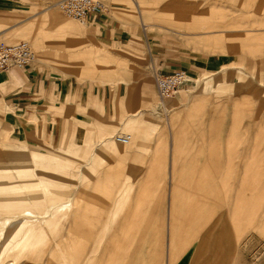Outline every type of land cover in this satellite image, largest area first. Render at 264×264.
Returning a JSON list of instances; mask_svg holds the SVG:
<instances>
[{"label": "rangeland", "instance_id": "1", "mask_svg": "<svg viewBox=\"0 0 264 264\" xmlns=\"http://www.w3.org/2000/svg\"><path fill=\"white\" fill-rule=\"evenodd\" d=\"M59 1L61 0H30L28 10L15 8L14 13L0 11V33L12 26L28 22L27 26L12 31L9 36L7 34V39L21 36L16 43L25 42L24 39H28L33 53L39 48L45 51L43 56L46 63L75 65L79 62H88L94 65L97 62L104 64L97 67L102 74L97 75L96 81L72 75L64 78L59 71L45 65L31 64L29 66L38 74L55 81L72 84L88 82L115 89L120 84L130 86V83L135 80L149 81L148 94L144 93L143 103L145 100L152 104V110L149 112L145 110V106H142V111L136 114L137 117L126 124L119 134V136L129 135L130 142H134L136 137L139 138L138 144L132 150L128 149V145H121V148H117L119 152L116 155L104 157L101 165L98 167L91 165L90 169L87 168L86 160L91 152L85 153L71 146L72 139L63 134L70 125L59 124L55 131L54 121L46 116L33 119L35 128L29 135L30 142L26 143L25 147L16 143L8 146L7 137L0 142V183L13 185L11 188L6 187L0 191V243L3 244L4 238L12 230L8 226L3 227L2 224L6 221L12 222L13 218L25 220L22 215L25 209L37 220L41 219L36 221V225L39 226L40 223L47 221L50 225L47 229V238L34 239L31 241L34 243L33 247L25 249L11 247L14 241L11 242L9 249L0 259V264H60L61 253L70 264L76 261L79 253L83 257L79 259L82 260L79 263L86 264L88 254L86 242L81 244L82 249L78 252L80 242L77 238L74 239L75 234L78 235L74 209L71 211L61 207H97L101 211L103 207H143V220L149 218L151 208L162 207L158 192L165 178L166 153L170 137L163 118L156 109L160 99L154 78L156 73L163 72L161 66L150 55L153 40L158 39L165 45L170 44V47L175 52H179L183 58L194 55L206 60L201 68L195 70V74H189L182 66H179L177 69L186 71L188 79L170 99L165 101L170 123L172 121L174 128L184 130V133L179 134L180 141H178V151L175 155L177 172L186 168V164L199 155L205 154L203 149L209 146L222 145L225 151L230 137L232 141L235 138L229 135L236 130L239 133H246L245 145L239 140L234 142V150L244 159L245 154L250 153L252 149L253 133L257 129H263L264 134V43L262 42L264 0L262 5L260 3L252 7L238 0L233 3L228 0H150L147 6L153 14V20L150 23L152 27L146 36L143 28L134 21V7L131 0H116L121 2V8L114 5V11L113 7L104 1L93 0L102 4L107 12L105 15H96V19L90 21V25L85 28L62 13L57 7ZM51 7H54V11L66 21L82 28V31L74 34L64 30L59 24L60 19H55L51 12L46 11ZM118 9L122 10V14L116 12ZM44 11L47 12L46 17L39 18L38 16ZM214 26H221L219 29L231 32L230 40L240 44V51L237 50L239 53L234 51L226 52L225 55H199L185 44L182 39L184 37L172 36L162 29V27H175L186 33L198 34ZM74 37L78 40H72ZM241 47L244 49L242 50ZM54 50H61L63 54L72 55L73 59H62L61 63L52 56ZM219 51L224 52L222 48H219ZM227 53L229 55H226ZM241 62L247 66L248 70H252L251 75L254 76L242 77V80H246V88L243 86L211 87L216 81H221L224 85L231 82L240 86V78L232 70L238 68ZM205 78H209L208 89L199 91L196 82ZM144 89H147L146 85ZM182 90L187 91L181 93ZM179 95H183V101L176 104L174 99ZM236 102L241 103L237 105ZM1 104L0 100V128L5 131L4 120H1L5 109ZM220 118L223 120L218 129L220 134L227 133V136L220 141L205 140L204 133L206 134L210 128L215 129L214 125L220 121ZM139 122L143 124L141 127ZM108 138L109 141L115 140L113 136ZM261 140L257 149H262L264 152V136ZM128 155L131 157V163L116 162L123 161ZM17 164L21 166L18 169L13 168V165ZM3 165L9 166L10 172L4 170ZM8 173H11L10 177H7ZM104 173L114 177L111 179L113 186H106V197L102 195L103 179L95 178ZM37 180L40 184L48 186L49 193H44L37 186ZM126 186L129 187V191L131 188V191L123 194ZM30 189L35 190V193L33 194ZM119 199L122 201L120 205L116 203ZM164 207H166L165 197ZM47 211L51 213L48 214ZM219 212L217 221L211 222L202 229L207 233L208 245L211 247L213 244L212 248L206 249L207 254L212 251L208 264L218 262L212 257L215 252V243L220 241L225 244L230 241L224 232L227 230L224 229V221L221 224L226 215L221 210ZM218 218L221 222H218ZM95 225H101V223L98 224L95 221ZM92 226L87 229L91 232L94 229L96 234L101 229V227L99 229L94 227V222ZM81 227L86 230L85 220L82 221ZM84 230L83 234L86 236ZM211 232L212 236L209 234ZM260 238L252 232L245 234L239 239L236 247L232 245V256L230 255L226 263L264 264V238ZM20 239V237L17 238V241ZM198 242V237H194L189 242H183L174 262L184 261L189 252L198 247L196 246ZM164 244L165 240H163V246ZM99 245L102 246V244H95L96 251ZM93 247L92 237L89 245L91 257ZM238 249L241 250V256L236 252Z\"/></svg>", "mask_w": 264, "mask_h": 264}, {"label": "bare ground", "instance_id": "2", "mask_svg": "<svg viewBox=\"0 0 264 264\" xmlns=\"http://www.w3.org/2000/svg\"><path fill=\"white\" fill-rule=\"evenodd\" d=\"M102 1L108 5H111L112 7L114 5L120 7L121 3L116 2V0ZM131 1L134 7V21H136L137 24L143 28L146 36L148 30L152 27V24L150 23L153 20V14L149 11L150 9L147 6L150 3V0ZM228 1L231 3L236 2V0ZM238 1L240 3L243 2L244 4L248 5V7H252L257 4L260 5V3L262 5L263 3L262 0ZM54 10L55 8L51 7L46 11L51 12V15L55 19H60L59 24L64 30L74 34L82 31V28L66 21ZM46 11L42 12L38 17H46ZM121 11V9H118L116 12L122 14ZM27 23L28 22L12 26L8 28V30L1 32L0 41L10 45L16 43L21 36H17L15 39L9 40L7 39L6 35L8 34L9 36L12 31L27 26ZM219 27L221 26H214L212 28H208L207 30H203L204 32H200L198 34L186 33L185 31L175 27H162V29H164L165 32L170 33L172 36L181 38L184 37L182 39H184L183 41L186 45L191 47L195 53L204 56H213L217 54L225 55L224 53L226 52H234L237 50L240 51V44L236 41L230 40L232 38L230 34L231 32L221 30ZM213 29L219 31H208ZM24 40L30 45V41L28 39ZM72 40H78V38L74 37ZM262 42L264 43V38L262 39ZM147 45L150 49L149 44ZM219 48H222L224 52L219 51ZM149 49L148 52L150 51ZM241 49L243 50L244 48L241 47ZM44 52L45 51L42 50V48L35 49L33 54L36 55V58L34 55L32 64L34 66L45 65L47 67L56 69L64 78L72 75L77 78H88L96 81L97 75L99 76L102 74L100 69L97 67L98 65L104 66L103 63L98 64L95 62L94 65H91L88 62H79L75 65L46 63L43 56ZM236 53L239 52L237 51ZM241 53L245 54L244 52ZM226 55L229 54L227 53ZM52 56L61 63L63 61L62 59H73L71 58L72 55L63 54L61 50H54ZM232 72L240 78V86L231 82L224 85L221 83V81H216L212 83L211 87L213 88L215 86H219L223 88L226 86L229 88L232 86H243V88H246V80H242V77L250 78L252 76V70H248L247 66L241 62L239 67L232 70ZM208 81L209 78L198 80L196 82L197 89H199V91L207 90ZM239 103L241 102H236L237 105H239ZM156 109L163 118L170 139L168 151L166 153L167 164L165 166V178L161 187L159 181L160 189L158 192V199L161 201L162 207L151 208V214L147 219L158 226L157 232L154 236V239H151L149 234L145 233L146 237L144 236L142 241L139 243L140 245H138L139 248L141 247L142 252H144L148 258L153 260V262H150V264H174L175 258L178 256L183 242H189L194 237H198L201 229L206 228L211 222H216V217L219 216L220 210L226 215V217H224V220L222 219V222L218 218V222H221L222 224L224 221V229H227L224 230V232L231 241V244L230 241L227 243L228 245L230 244L229 247H231V251L232 245L236 247L239 239L243 238V236L248 232L255 233L257 236L264 238V152L262 149H257L259 147V143L262 141L261 139L264 136L263 129H257L256 132L253 133L251 139V141H253L251 144L252 149L250 153L248 152L245 154L244 159L243 157L239 156L240 153L234 150V142L239 140L241 144L245 145L246 133H239V131L236 130L233 134L229 135V137L232 135L235 137L233 141L231 137L230 140H228L229 138L225 139L228 140L229 143L228 146L226 145L227 149H225V151L222 145L209 146L207 149H203L205 154L199 155L195 160L187 163L186 168H183L182 171L180 170L177 172V162L175 155H177L178 141H180L179 134L184 133V130L181 128L176 129L172 126V121L170 123L169 118L167 117L168 109L166 108L165 101H160L156 105ZM222 120L223 119L220 118V121L216 122L214 125L215 129L210 128L206 134L204 133L203 137L205 140H224L222 138L226 137L227 133L225 135L220 134L218 129L219 125H222ZM139 123V127H141L143 124L141 122ZM30 124H32V121ZM4 125L6 129V124ZM124 136L129 137V141L126 145H128V149L130 150H132L139 142L138 137L135 138L134 142H130L131 137L129 135ZM121 145L122 144L115 138L114 141L103 142L98 148V152L105 156L116 155L119 152L118 149L121 148ZM133 153L135 154L136 152ZM20 166V164L13 165V168L18 169ZM23 167L25 166L23 165ZM2 168L7 172H10L9 166L3 165ZM10 174L11 173H8L7 177H10ZM36 183L44 193H49L50 189L47 185L40 184L38 180ZM12 186V184L7 185L0 183V191L6 187L11 188ZM30 190L33 194L35 193V190ZM130 191L129 187L126 186L124 187L123 194H128ZM164 197L166 207H164ZM61 208H68L71 209V211L74 209L73 213L76 217V226L78 227V235L75 234L74 239L77 238L78 242H80V245L78 246V252H80L82 249V243L86 242L88 247V241L86 239L88 232L87 228L92 226V222L102 220V211L97 207ZM53 209L54 208H52V210ZM116 210L118 211L119 217L122 220L127 219L129 215L130 217H128V220L143 219L144 217L142 213L143 207H116ZM117 211H115L116 215H118ZM50 213L51 212H48V214ZM22 215L23 218H25L23 221L14 220L13 218L12 222L6 221L2 224L3 227L8 226L12 230L4 238L3 244L0 243L2 244L0 249V259L7 252L11 242L13 241L14 243L11 245V247L25 249L27 247H33L32 244L34 243L31 241H34V239L45 240L47 238V229L49 228L48 226H50L48 221L42 222L38 226L36 225V221L41 219L37 220V218L31 215L28 210L25 209ZM48 216L49 215H47V217ZM84 220L86 223V230L81 227L82 221ZM83 230L86 231V236L83 234ZM164 230L167 233L165 247L163 246ZM216 232H218V230ZM209 234L212 236L213 233L211 232ZM19 237L21 239L20 241H17V238ZM206 244V249H208L210 246L208 245V242H206ZM223 244L224 243H221L220 241L216 242L215 252H217V255L220 257L227 256L228 259H230L232 252L228 246H225L224 250ZM212 246L210 248H212ZM147 257L144 256V260ZM79 259H83V257L78 253L76 261H72L71 264H80L79 262L82 260ZM219 259L221 260V258ZM60 261V264H70L66 261V257L62 255V253L60 255Z\"/></svg>", "mask_w": 264, "mask_h": 264}, {"label": "crops", "instance_id": "3", "mask_svg": "<svg viewBox=\"0 0 264 264\" xmlns=\"http://www.w3.org/2000/svg\"><path fill=\"white\" fill-rule=\"evenodd\" d=\"M29 2L30 0H0V11L14 13L15 8L16 10H28ZM151 45L150 55L161 66V70L165 74H170L179 66H182L189 74H193L206 61L204 58L194 55L183 58L179 52H175L170 47V44L165 45L158 39L153 40ZM144 85H146V90ZM148 89L149 81L145 82L144 79L135 80L130 83V86L120 84L115 89L88 82L78 84L59 82L38 74L32 68H12L6 73H0V100L1 106L5 109L4 117L1 120H4L7 127L4 128L5 131L0 128V142L7 137L8 146L16 143L25 147L26 143L30 142L29 135L35 128L30 122L35 117L46 116L54 121L55 131L59 124L70 125L63 134L72 139L71 146L73 145L85 153L91 152L86 160L88 169L91 168V165L98 167L106 157L98 152L102 143L109 141L108 137L110 136H113L114 139L119 136L124 126L132 122L137 117L136 114L142 111V106L151 112L152 104L145 100L143 103V95L144 93L148 94ZM185 91L187 90L180 92L184 93ZM182 99L183 95H179L174 99V103L180 104ZM116 162L129 164L131 157L128 155L123 161ZM95 178L103 179L102 195L106 197V186H113L111 179L114 177L104 173ZM116 203L122 204L121 199ZM115 211H117L116 207H103L102 220L96 221L101 225H95L94 221V227H98V229L101 227L100 231L97 230L96 234L94 229L92 232L88 229L87 264H144V262L150 264L153 262L138 245L145 233L154 239L158 226L149 220H128L130 215L127 219L122 220L118 211V215L115 214ZM92 237L94 247L91 257L89 245ZM166 239L167 233L164 230V247ZM206 239L207 233L201 229L198 235L199 242L196 244L198 249L193 248L184 261H176L174 264H208L212 251L207 254ZM95 244H102V246L99 245L96 251ZM225 246L229 247L227 243L223 244L224 250ZM229 248L231 251V247ZM236 252L241 256V250L238 249ZM216 253L214 252L212 257L218 262L213 264H229L226 263L227 256L220 257ZM144 256L147 257L145 260Z\"/></svg>", "mask_w": 264, "mask_h": 264}, {"label": "built area", "instance_id": "4", "mask_svg": "<svg viewBox=\"0 0 264 264\" xmlns=\"http://www.w3.org/2000/svg\"><path fill=\"white\" fill-rule=\"evenodd\" d=\"M57 7L62 13L76 21L81 27L90 25L96 15H105L107 9L93 0H61ZM93 23V22H92ZM34 60V54L28 43L4 44L0 42V73H6L12 68L27 69ZM155 85L160 101L170 99L187 81V73L183 69H175L170 74L156 73ZM122 145H126L129 137H116Z\"/></svg>", "mask_w": 264, "mask_h": 264}]
</instances>
